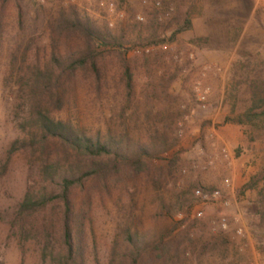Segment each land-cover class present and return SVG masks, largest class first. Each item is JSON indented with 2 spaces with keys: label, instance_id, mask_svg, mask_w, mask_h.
<instances>
[{
  "label": "rangeland",
  "instance_id": "rangeland-1",
  "mask_svg": "<svg viewBox=\"0 0 264 264\" xmlns=\"http://www.w3.org/2000/svg\"><path fill=\"white\" fill-rule=\"evenodd\" d=\"M202 1L233 21L228 36L189 32ZM68 7L126 34L133 86L128 94L118 53H107V85L80 97L77 118L94 129L177 139L153 161L152 177H111L107 189L95 179L77 191L78 204L89 201L84 264H130L128 234L172 242L140 264H264V0H0V264H65L60 208L17 215L27 188L43 186L38 156L7 151L26 137L25 85L44 61L49 21Z\"/></svg>",
  "mask_w": 264,
  "mask_h": 264
},
{
  "label": "trees",
  "instance_id": "trees-1",
  "mask_svg": "<svg viewBox=\"0 0 264 264\" xmlns=\"http://www.w3.org/2000/svg\"><path fill=\"white\" fill-rule=\"evenodd\" d=\"M49 30L44 61L34 64L25 85L29 114L24 123L26 128L19 126L25 129L26 137L14 140L7 154L11 156L29 148L32 156H38L43 177L42 187L27 188L18 206V217L48 206L54 211L60 208L58 241L63 262L84 264L83 223L89 201L84 206L78 204L77 191L86 193V184L95 179H102L107 189L111 177H152L153 161L174 148L177 139L167 133H153L143 139L128 131L115 132L111 127L94 129L90 123L77 118L74 109L80 100L85 102L80 97L99 93L107 85L106 54L109 52L118 53L119 62L123 64L121 80L128 94L133 91L125 59L126 34L122 30L110 32L107 25H98L74 7L60 9L49 21ZM179 32L173 33L172 38ZM139 41L144 40L140 37ZM64 111V115L56 114ZM176 161L171 158L168 168L176 165ZM159 173L160 177H165L170 172L159 169ZM90 198L88 195L87 200ZM49 222L46 217L43 226ZM165 238L162 235L150 242L138 234H128L126 248L130 251V264H140L144 254L153 252L162 257L172 247V242L167 243ZM48 243L47 239L43 258H46Z\"/></svg>",
  "mask_w": 264,
  "mask_h": 264
},
{
  "label": "crops",
  "instance_id": "crops-1",
  "mask_svg": "<svg viewBox=\"0 0 264 264\" xmlns=\"http://www.w3.org/2000/svg\"><path fill=\"white\" fill-rule=\"evenodd\" d=\"M232 22L224 11L211 9L202 1L191 16L189 32L199 38L211 37L218 32L228 36Z\"/></svg>",
  "mask_w": 264,
  "mask_h": 264
},
{
  "label": "built area",
  "instance_id": "built-area-1",
  "mask_svg": "<svg viewBox=\"0 0 264 264\" xmlns=\"http://www.w3.org/2000/svg\"><path fill=\"white\" fill-rule=\"evenodd\" d=\"M156 5H157V6H160V3L158 2ZM161 8H162V5H161V7H160L159 9H161ZM170 10H173V8H170ZM168 15H169V12L164 13V14L160 13V14L157 16V19H158V21H162V20L165 18V16H168ZM135 21L138 22V23L143 22V21H144V17L141 16V15H137V16L135 17ZM162 48H163V49H166V48H167V45H164ZM192 56H193L192 53H190V54H189V58H192ZM203 99H204V98H203ZM203 99H201V100L203 101ZM203 106H204V105H203ZM218 195H219V192H218V191H215V192H213L212 197L215 198V197L218 196ZM203 197H204V198H207V195H203ZM200 215H201V213L198 214V216H200ZM221 225H222L223 228H226V227H227L226 222H223ZM239 230H240V229H239Z\"/></svg>",
  "mask_w": 264,
  "mask_h": 264
}]
</instances>
